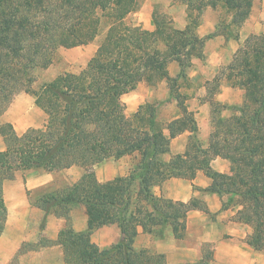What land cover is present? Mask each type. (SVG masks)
Returning <instances> with one entry per match:
<instances>
[{"label":"trees","instance_id":"16d2710c","mask_svg":"<svg viewBox=\"0 0 264 264\" xmlns=\"http://www.w3.org/2000/svg\"><path fill=\"white\" fill-rule=\"evenodd\" d=\"M182 1L187 5L185 29L154 14L156 30L148 32L124 23L138 9V0H0V111L19 92H33L32 70L49 68L58 47L89 44L100 35L103 22L107 25L83 71L60 74L33 93L47 115L44 128H29L20 135L10 123L0 126L5 144L0 152V237L8 220L5 181L18 171L58 173L77 166L84 174L76 183L54 189L34 204L46 215L64 217L69 223L71 209L82 205L88 228L77 233L69 225L57 241L44 245H61L66 264H168L163 254L135 250L139 229L154 234L168 225L176 238H183L179 229L185 230L187 212L196 207L209 211L197 200L174 203L154 190L172 177L193 180L202 169L213 180L204 191L228 196L224 209L240 206L236 220L253 229L248 244L264 252V34L248 37L229 65L228 79L244 91L242 105L232 106L236 114L224 118L225 105L217 104L208 146L192 139L185 156L169 161L165 157L173 138L186 130L198 131L177 81L186 78L193 58H203L206 39L223 34L226 40H239L234 30L250 19L256 0ZM209 7L222 8L231 20H221L216 33L200 39L197 29ZM171 61L181 66L176 78L168 73ZM164 79L183 116L165 125L157 119L156 105L147 103L128 118L123 95L142 81L158 86ZM134 154L140 158L128 176L98 181L94 166ZM216 157L230 161V174L212 169ZM108 225H118L123 240L99 251L92 235ZM209 261L204 256L197 264Z\"/></svg>","mask_w":264,"mask_h":264},{"label":"crops","instance_id":"0c3cea01","mask_svg":"<svg viewBox=\"0 0 264 264\" xmlns=\"http://www.w3.org/2000/svg\"><path fill=\"white\" fill-rule=\"evenodd\" d=\"M218 10V8L209 7L203 13L201 24L197 29L200 39H206L216 33L219 24ZM138 20L137 26L143 30L148 32L156 30L152 10L140 12ZM174 21L178 22L177 29L181 30L185 29L188 23L185 13L182 20L174 17ZM248 26H251V24ZM248 36L247 27L244 25L240 31L239 40H226L222 35L206 39L203 48V58H193L186 74V80H189L190 83L200 82L202 84L201 88L195 95L190 92L184 93L182 90H178L179 94L187 99L189 97L206 99L210 96L208 86L210 87V83L218 77L223 65L226 63L227 54L225 53V46H229L231 53L235 54L239 44L245 42ZM180 71L181 66L177 61L169 63L168 73L170 77L176 78ZM223 76L227 78L224 74ZM223 89L224 93L219 95V100L223 104L240 106L243 103L244 91L242 89L239 92L230 86ZM25 98L30 99L29 95H20L14 100V105L20 99ZM122 101L126 105V115L128 118L133 117L140 107L147 103L156 104L157 119L165 125L183 116L177 101L172 97L170 84L166 79L161 81L158 86H152L146 81H142L134 91L123 95ZM185 102L188 111L194 114L198 131L186 130L181 135L173 138L170 142V152L165 156L167 161L171 160L172 157L185 156L192 139L203 144L204 148L208 146L210 140L213 129L212 114L210 118V109L207 104L192 108L188 105V100H185ZM204 103H208V101H204ZM166 107L172 108V110L177 108L178 112L174 116L167 118L168 116L161 115L164 110L165 112L167 111ZM34 110V113L37 112L38 115H42V118L46 115L39 107ZM23 118L26 120L27 116ZM4 121L11 122V120ZM11 124L14 125V123ZM14 128L17 131L15 126ZM165 133L168 134L167 131ZM0 148L1 151L5 149H3V145ZM135 156V154L134 156L128 155L119 159L111 157L94 166V172L98 181L106 183L128 176L132 167L131 158L138 159ZM137 156L140 158L139 155ZM211 167L217 173H231L230 161L221 157L214 158L211 162ZM40 172L39 170L18 171L12 179L4 183L8 220L5 230L0 237V264H12L14 262H17V264H66L64 250L61 245L47 246L44 243L47 241H57L60 233L68 227V220L54 214L46 215L44 211L34 204V201L30 197L40 187L47 186L48 184L52 186L53 184L55 173ZM108 176L110 178H107ZM81 177L75 179L74 183ZM212 182L213 180L206 175L204 170L198 169L193 180L172 177L164 181L160 186H156L154 192L155 195L165 200H171L174 203L188 205L192 201L197 200L200 202V206L205 207L209 211V213H206L202 208L196 207L187 212L184 221L186 234L192 236L196 244L194 250L198 258L202 259L204 256H208L210 259L209 264H264V252L257 251L247 242L248 237L253 232L252 227L236 220L240 206L224 209L225 197L222 198L216 193L204 191L212 185ZM82 212V216L80 217L72 215L71 226L77 233L85 232L88 228L86 210ZM44 219L45 225L42 227ZM142 233V229H139V235L134 244L135 248L143 242L141 239ZM151 235L146 233L148 241ZM173 236V240L183 239L176 238L174 232ZM123 237V232L118 225H108L93 233L92 243L101 251L120 243ZM207 245H209L210 249L207 252L208 254L205 250ZM148 246L150 247V245L146 247ZM25 247L28 248L25 249ZM169 248L171 249L160 251L166 256L169 264H184L186 262L188 249L181 243L170 245Z\"/></svg>","mask_w":264,"mask_h":264},{"label":"rangeland","instance_id":"374dc122","mask_svg":"<svg viewBox=\"0 0 264 264\" xmlns=\"http://www.w3.org/2000/svg\"><path fill=\"white\" fill-rule=\"evenodd\" d=\"M60 1L62 0H57V2ZM218 9H219L218 10L219 24L221 20H223L225 23H229L231 20V15H229L222 8H218ZM144 10H152L154 14H157L160 17L161 16L167 17L168 19L173 21L174 27L176 28H178L179 24L178 22L174 21V17L180 18V20H182V17L184 16L185 13L186 20H188L187 5L182 0H138V9L135 12L129 14L124 20V23L128 27H137V24L139 22L138 14L140 12H143ZM38 11L39 10L34 9V12H38ZM252 12H253L252 17L247 21L249 23L246 24L247 23L246 22L244 24L247 27V32L249 33L248 37L252 35L264 34V0H256L253 4ZM103 21L105 20L103 19ZM250 24L251 26H248ZM242 28L240 30H237L235 28L234 32L239 33L240 35V31L242 30ZM222 31L223 29H221L220 32ZM106 32H107V25L103 22L102 31L94 41L86 45H79L77 47H72V48L60 46L54 51L52 57L53 62L49 68L42 69L38 67L32 70L31 75L33 78V84L31 86V89L33 92L26 93L25 91H21L18 94H16L14 98L11 99V102L8 104V106L4 110L0 111V126L9 123V122H5L4 120H11L10 124L14 123V125L13 124L12 125L16 127L20 135L24 134L29 128H36V129L44 128V125L47 122V115H44V118H42L43 117L42 115L41 116L38 115L37 112L34 113L35 111L34 109H38V107L35 103L36 97L34 96L33 93L39 91L43 85L53 81L60 74L72 73L77 75L81 71H83L86 68L89 60L94 56L96 50L98 49V46L103 41ZM222 36L224 35L222 34ZM243 43L239 44L237 49H239V47L242 46ZM225 48H226L225 53L227 54L226 63L223 65V68L220 71L218 77H216L215 80L210 83V87L208 86L210 96H208L206 99L201 97L199 98L189 97L188 99H186V101L188 100L187 102L188 105L191 106L192 108L200 107L204 104H207L208 108L210 109V118H211L212 110L215 109V107H217V104L225 105V108H221V114L224 118H230L237 112L235 109L232 108V106H230L229 104H223L219 100V95L224 93L223 92L224 87L226 88L230 86L236 89L238 92L241 90L238 86L234 85L233 81H230L228 79L229 65L233 61L235 54L231 53V49L229 46H225ZM223 74L227 76V78L224 76L223 78L222 77ZM201 85L202 84L200 82L190 83L189 80H186V78L185 79L180 78L177 81V90H182L184 93L190 92L191 94L195 95L200 90ZM20 95L21 96L29 95L30 99L29 98L28 99L25 98L22 100L20 99L19 102L14 105V100ZM204 101L205 102L208 101V103H204ZM241 105L242 104H240V106ZM234 107H239V106L234 105ZM166 109L167 111L165 112L164 110V112L161 115L168 116L167 118L174 116L176 112H178L177 108H174L172 110V108L166 107ZM24 116H27L26 120L23 118ZM2 145L4 149L5 148L4 140L0 135V146ZM135 155H136L135 157H137L138 159L131 158L132 159L131 169L134 168L139 161V157L137 156L138 154ZM39 171H41L40 173H45L44 170H39ZM83 174H84V170L77 166L72 167L71 170L55 173L52 186L49 184L47 186H42L36 193L30 195V197L35 203V201L38 198L46 195L48 192L54 189L63 188L67 185H73L74 180L83 176ZM107 178L110 177L108 176ZM227 197H225V201H227L228 199ZM84 209L85 207L82 205L74 206L69 213L71 220L70 223H72V217H73L72 215H74L75 217H80L82 216L83 213L82 211H85ZM70 223L69 225L71 226L72 224ZM44 225H45V220H43L42 222V227H44ZM179 231H181V233H183L184 236L186 235L181 240H173L174 236L172 232V227L168 225H165L164 227H158L155 230V233L150 236L151 238L149 241L147 239L146 233L143 232L141 238L143 242L142 244L138 245L137 248H135V250L140 251L142 249H147L151 254H162L160 252L161 250L164 249L169 250L171 249L169 248L170 245L172 246L173 244L181 243L185 248L188 249L187 252L188 258L186 262H184V264H197L201 260V258H198V256H196V252L194 250L196 248V244L192 236H188L185 230L182 231L179 229ZM147 245H150V247L149 246L146 247ZM27 248L28 247H25V249ZM205 250L206 253L210 250L209 245H207Z\"/></svg>","mask_w":264,"mask_h":264}]
</instances>
